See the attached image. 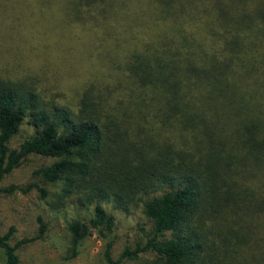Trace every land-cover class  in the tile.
I'll return each instance as SVG.
<instances>
[{"label": "trees", "instance_id": "1", "mask_svg": "<svg viewBox=\"0 0 264 264\" xmlns=\"http://www.w3.org/2000/svg\"><path fill=\"white\" fill-rule=\"evenodd\" d=\"M62 6L75 21L128 22L119 66L128 99L92 85L72 109L0 78V182L38 156L52 160L33 171L40 183L84 195L92 215L68 223V259L96 234L107 264L143 254L154 264H264V0ZM24 122L34 132L11 148ZM156 123L171 133L160 132L164 144L149 135ZM32 188L45 195L34 183L0 191ZM138 195L148 228L114 261L116 217L107 206L125 212ZM38 223L31 238L13 241V227L0 234V264H20L18 250L44 235Z\"/></svg>", "mask_w": 264, "mask_h": 264}, {"label": "rangeland", "instance_id": "2", "mask_svg": "<svg viewBox=\"0 0 264 264\" xmlns=\"http://www.w3.org/2000/svg\"><path fill=\"white\" fill-rule=\"evenodd\" d=\"M64 2L0 0V78L23 82L44 101L72 109L92 85L96 90L128 99V89L119 84L123 83L119 66L129 49L123 40L129 36L125 30L128 22L123 20L118 26L114 20L96 21L88 16L71 20L63 13ZM136 5V1L131 2V7ZM117 37L119 43L115 40ZM160 126L156 123V130L151 128L149 135H155L157 144H164L167 137L163 135L170 138L171 133L168 129L160 131ZM33 132L24 122L10 147H17ZM130 135L134 139L136 131L132 129ZM51 161L30 156L0 182V189L34 183L45 191L44 196L36 188L28 193L0 191V234L13 227V241L34 237L41 218L46 225L44 235L18 250L20 264H107L104 258L106 241L96 234L82 242L76 257L68 259V223L77 218H89L92 212L81 192L63 191L60 185L47 186L33 176L34 170ZM140 197L138 195L125 212L113 211L107 206L116 217L111 250L114 261L125 248L134 249L143 239L141 228H148ZM154 260L151 254H143L136 260L123 259L119 264H154Z\"/></svg>", "mask_w": 264, "mask_h": 264}]
</instances>
